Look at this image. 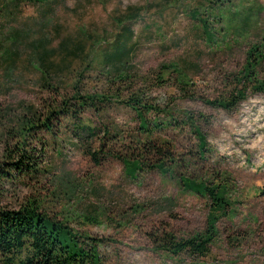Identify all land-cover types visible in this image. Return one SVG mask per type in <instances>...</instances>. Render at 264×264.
Returning a JSON list of instances; mask_svg holds the SVG:
<instances>
[{
	"label": "rangeland",
	"instance_id": "374dc122",
	"mask_svg": "<svg viewBox=\"0 0 264 264\" xmlns=\"http://www.w3.org/2000/svg\"><path fill=\"white\" fill-rule=\"evenodd\" d=\"M254 46L264 55V0H0V162L23 122L44 121L76 81L83 93L109 95L130 68L133 88L156 109L147 119L169 111L179 122L146 133L121 103L86 110L81 122L96 130L88 145H105L96 165L74 123L60 118L53 133L34 131L37 157L46 145L41 174L24 176L7 202L38 200L102 240L104 264H264V92L247 90L229 111L208 103L228 97ZM129 48V68L108 65L111 53ZM254 76L264 80V61ZM187 114L205 137L203 158L180 122ZM162 157L172 160L168 173L155 167ZM137 158L143 166L132 178L124 160ZM180 176L227 187L230 206L207 258L173 257L154 243L164 233L186 239L206 230L210 201L185 191Z\"/></svg>",
	"mask_w": 264,
	"mask_h": 264
},
{
	"label": "trees",
	"instance_id": "16d2710c",
	"mask_svg": "<svg viewBox=\"0 0 264 264\" xmlns=\"http://www.w3.org/2000/svg\"><path fill=\"white\" fill-rule=\"evenodd\" d=\"M202 24L204 27L206 26L205 21ZM124 28H128L133 34L131 27L124 25L121 31ZM133 49L129 48L125 51L111 53L106 58L108 65L115 71L129 68L127 60L132 55ZM263 61L264 55L259 49L256 46L251 47L247 51L246 62L242 71L235 76L234 86L228 97L208 103L229 111L244 98L247 90L264 92V80L254 76L255 69ZM167 68L161 67L164 70ZM172 71L176 72L177 69L172 68ZM130 72L131 68L128 72L121 71L118 74V80H114V83H121V85L109 91V95L83 93L79 90L80 83L76 81L72 87L73 95L69 100H65L52 110L44 121L40 119L36 124L32 121H24L18 133L14 135L19 138V142L14 145V149L7 150L4 160L0 162L1 264H104L99 252L100 247L104 244L102 240L76 231L66 220L59 221L56 217L50 216L38 200H29L19 205L9 204L7 194L9 189L17 186L24 176L37 177L41 174L39 162L43 161L46 156V145L43 143L41 157H37L29 145V140L36 136L34 131L37 129L53 133L54 121L59 122L61 121L60 118L69 119L74 123V138L82 142L86 153L91 156L96 165H100L101 160L98 155L105 145H102L98 152L92 151L88 145L96 136L94 127L81 122V115L88 109L100 114L109 104L121 103L137 114L140 121L139 127L146 133L151 132L150 128L156 130L167 126V123L172 121L179 124L169 111L165 112L166 118L163 120L157 117L152 120L147 119L146 113H153L156 109L147 102V93L142 88L135 87L137 90L133 88L134 80ZM47 73L49 72L47 71ZM162 80L158 77L159 82ZM184 85L187 86V84ZM127 86L131 87L126 88ZM199 117L204 119L202 115ZM180 122H186L193 129L198 141V154L203 158L208 148L205 137L196 127V119L187 114L185 119ZM152 150L156 151V148L152 146ZM171 162V159L157 158L155 167L164 173H168L165 167L167 163ZM124 163L132 178L135 176V171H139L143 166L141 158L124 160ZM179 181L185 191L208 197L210 212L206 219V230L203 234H196L186 239L164 233L154 243L159 251L173 257L184 254L196 259L207 258L210 255V244L217 235L216 222L220 216H224L228 212L230 206L226 199V184L218 181L215 185H209L204 181H197L185 176H180Z\"/></svg>",
	"mask_w": 264,
	"mask_h": 264
}]
</instances>
